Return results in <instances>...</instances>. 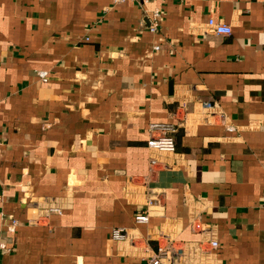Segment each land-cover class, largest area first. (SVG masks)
Segmentation results:
<instances>
[{
	"label": "crops",
	"instance_id": "0c3cea01",
	"mask_svg": "<svg viewBox=\"0 0 264 264\" xmlns=\"http://www.w3.org/2000/svg\"><path fill=\"white\" fill-rule=\"evenodd\" d=\"M263 204L264 0H0V264H264Z\"/></svg>",
	"mask_w": 264,
	"mask_h": 264
},
{
	"label": "built area",
	"instance_id": "2783aa9c",
	"mask_svg": "<svg viewBox=\"0 0 264 264\" xmlns=\"http://www.w3.org/2000/svg\"><path fill=\"white\" fill-rule=\"evenodd\" d=\"M136 2L140 5H145L149 3L151 0H113L114 4H121L124 2ZM163 11L156 7L149 13V28L152 32L158 30L160 26V22L162 19ZM206 32L217 34V35H232L233 29L231 25L224 23L222 21H217L214 18H211L207 22ZM88 39V38H87ZM159 48V47H156ZM37 76L44 82L49 80V71L47 70H38ZM201 105L205 110H212L215 108V103L212 100H204L201 101ZM232 130V127L228 128ZM151 137L148 140V146L150 148L166 151V152H174L176 150V141L174 136L171 134L175 131V126L169 123H152L150 125ZM157 161L155 159L151 160V165H156ZM153 205V200H149L146 209L143 211H139L135 217L134 222L136 224H146L150 220V206ZM264 209V204H263ZM61 208L57 206H49L47 207V212H60ZM16 223V220L13 221ZM112 238L117 241H125L129 238L128 229L124 227H116L111 232ZM210 245L213 249H216L219 246V242L217 240H211ZM187 247L186 243H182L181 241L169 240L166 243H160L156 254L151 259V264H162L164 260H167L166 264H170L174 262V256L176 258H180L185 253V248Z\"/></svg>",
	"mask_w": 264,
	"mask_h": 264
}]
</instances>
